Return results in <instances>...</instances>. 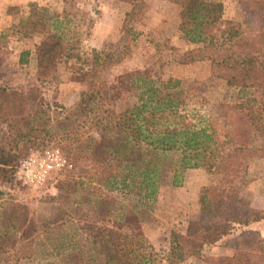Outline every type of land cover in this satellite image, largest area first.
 I'll return each instance as SVG.
<instances>
[{
	"label": "rangeland",
	"instance_id": "obj_1",
	"mask_svg": "<svg viewBox=\"0 0 264 264\" xmlns=\"http://www.w3.org/2000/svg\"><path fill=\"white\" fill-rule=\"evenodd\" d=\"M216 1L221 5L222 18L231 21L236 33H253L264 28V14L256 13L254 6L238 0ZM145 2L147 9L131 25L132 39L124 40L122 8H130L131 5L123 1L0 0V103L3 110H15L19 94L23 92L33 94L37 91L39 94L35 102L52 104V101L58 103V98H74L77 93L87 91L93 82L99 88L97 103L100 108L120 111L136 104L137 89L131 85V80L136 75L144 74L161 80H177L175 90L183 100L182 110L192 122H197L200 117L206 119L222 115L226 104L235 96L236 89L228 88L221 80L212 78L207 60L181 62L183 52L195 45L184 41L177 29L179 18L176 5L167 0ZM56 16H62L64 19H60L65 20L64 45L69 56H60L53 74L42 78L36 73L31 54L26 56L27 63L20 65L17 63L18 53L22 50L31 52L33 44L40 38L38 31L51 30L48 26ZM20 20L33 25H19ZM14 24L19 26L15 33ZM91 49L121 53V59L101 69L93 79L84 77L83 59L89 58ZM87 129L85 125L75 134H38L35 139L32 138L34 141L20 143L15 149L19 160L34 151L50 146L59 147L72 162L73 168L55 176L51 184L34 189L16 182L10 176V171L3 176L0 173V233L11 222L20 228L29 226L30 230L32 225L36 226L33 232L27 229L25 234L24 248L30 250L29 256L15 264H64L59 253H56L61 243L65 249L58 251L63 250L65 255L71 252L72 244H77L73 252L78 249L85 260L92 225L104 222L110 215L118 217L120 214L124 229L138 227L141 231L140 225L145 221L149 234L146 238L165 258L168 232H183L187 221L197 217V207H191L192 199L187 188L190 186L194 189L198 180V190L209 184L232 183L240 202L264 209V157L245 160L237 173L232 175H214L201 168L183 172L186 183L173 185L170 181L179 154L153 152L140 146L132 151L127 160L134 157L136 164L133 168L138 170L143 168L142 163L137 161L140 159L158 166L156 194L158 187L163 186V197L157 200L156 194H153L151 199L143 201L139 198L137 190L140 188L137 186L131 187L130 193L111 192L101 182L104 165L100 167L96 161L103 158L102 145L109 147L104 150L110 153L111 145L120 138L116 130H109L102 132L98 142H89V136L98 137L94 130ZM250 140L254 146L263 143L256 135H251ZM6 142L1 129L0 147L5 146ZM87 143L90 149L84 147ZM127 160L124 158L121 164ZM120 167H116L112 173H117V170L123 172ZM139 175H136V181ZM132 204H135L133 209L130 207ZM60 221L64 223L57 226ZM263 225L264 221H259L249 224L247 228L263 235ZM239 246L240 228L236 227L213 244L204 246L198 256H189L178 264H214L217 257L230 255ZM8 264L14 263L10 261Z\"/></svg>",
	"mask_w": 264,
	"mask_h": 264
},
{
	"label": "trees",
	"instance_id": "obj_2",
	"mask_svg": "<svg viewBox=\"0 0 264 264\" xmlns=\"http://www.w3.org/2000/svg\"><path fill=\"white\" fill-rule=\"evenodd\" d=\"M119 1L131 5L124 14L122 33L124 40L132 39L131 25L142 17L147 4L145 0ZM167 1L178 7L177 29L183 40L195 45L183 52L181 62L207 60L210 76L221 80L226 87L236 89L224 113L206 119L200 117L197 122H192L182 110L183 100L175 90L178 81L144 74L131 80V85L137 89L136 104L120 111L100 108L97 103L99 88L93 82L69 107L55 101L52 104L35 102L37 91L33 94L23 92L19 94L15 110L6 112L0 103V130L3 129L7 138L5 146L0 147L2 176L10 171L13 177L18 158L15 149L20 143L34 141L32 138L38 134H75L85 125L87 131L94 130L98 137L89 136V142H98L102 132L109 130H116L120 138L110 147L112 156L106 152L107 149L104 150L109 147L102 145L103 158L96 164L104 165L103 180L110 175L108 169L114 170L140 146L153 152L179 154L173 168V185L177 184V177L186 168H201L207 173L225 176L237 173L249 158L264 157V28L253 33H236L231 21L222 18L221 5L216 0ZM238 1L254 6L256 13L264 14V0ZM24 22L20 20L19 25H33ZM16 25H13V33L19 27ZM50 26L53 30L38 31L40 38L33 44L31 52L22 50L17 58L18 64H25L26 56L31 54L36 73L42 78L53 74L60 56H69L63 33L58 31L56 24L50 23ZM88 55L89 58L83 59L84 77L91 79L101 69L121 59V53L113 54L101 49H91ZM251 135L258 136L263 143L251 145ZM84 147L91 148L88 143ZM141 160H137L143 165L139 172L141 179L145 186L151 188L158 166ZM127 162L135 165L136 159L132 157ZM98 166L96 168L101 167ZM197 203V217L187 221L184 231L169 232L165 258L138 227L124 229L121 219L112 221L108 218L92 225L85 260L78 249L73 252L77 244H72L71 252L65 255V246L61 243L56 253L64 264H178L189 256H198L204 246L213 244L237 227L240 228L241 246L230 255L217 257L214 264H264V225L263 235L247 228L251 223L264 221V209L240 202L232 183L201 186ZM63 223L60 221L57 226ZM27 229L30 227L20 228L13 222L3 228L0 233V264L10 261L15 264L29 256L30 250L24 248ZM35 229L36 226L32 225L30 231Z\"/></svg>",
	"mask_w": 264,
	"mask_h": 264
},
{
	"label": "crops",
	"instance_id": "obj_3",
	"mask_svg": "<svg viewBox=\"0 0 264 264\" xmlns=\"http://www.w3.org/2000/svg\"><path fill=\"white\" fill-rule=\"evenodd\" d=\"M122 9H123L122 10L123 15L130 10V8H126L125 6ZM116 14L117 15L119 14L118 10H116ZM60 18H63V17L62 16L53 17V20L51 21V23L56 24L58 26V31L63 33L65 31L64 28H63V27H65V20H62ZM50 27H51V30H53L52 26H50ZM63 36H64V34H63ZM101 39H103V38H101ZM78 95H79V93H77V95L74 98L71 97L70 100H66V98H64L63 100H59V98H58V103H60L64 107H69L77 100ZM120 165L123 168V172H119V170H117L118 172L113 174L112 173L113 170H112V171H110V175L107 177V179L101 181V182H103L104 187L106 189L110 188L111 192H117L118 194H123V193H130V188L137 186L138 188H140V190H137V193H139V198H142L143 201H145V200L147 201L148 199H151L153 194H156V189H157V184H158L157 181H156V176L154 178V186L150 188L149 186H145L144 185V182L142 181L140 175H139L140 177H139L138 181H136V175L140 174L139 172H141L143 170V168L141 170L135 169V168H133L135 166L133 164H131L130 162H127V161H124ZM93 169H95V168H93ZM132 169L134 170V173H136V175H134V173L132 174ZM197 169L198 168H186L185 170H183L180 173V175L177 177L178 178L177 179L178 180L177 185L181 184V183H186L185 176H184V178L182 176L183 172L186 173V172H190V171H196ZM193 173H196V172H193ZM171 181H172V179H171ZM171 181H170V183H171ZM196 181L197 180H195V182ZM199 182H200V180H198V182L194 184V189L191 188L190 186H189L190 189L185 187V188L188 189V191H189L188 193H190V197L192 199V200H190L191 201L190 205H191L192 208H193V206L197 207V193H198ZM91 183L95 184V182H91ZM187 185H188V182H187ZM169 187H167V188H169ZM184 189L181 188V190H184ZM192 191H194V194H193ZM163 194H164L163 186L158 187V191H157V194H156V199L160 200L163 197ZM193 198H194V202H193ZM135 204H132L130 207L133 209ZM184 205H186V203H184ZM182 207H183V203H182ZM121 216H122V214L118 215V217H117V215H116V217H115V215H110L107 218L109 220H112V221H118L119 219H121ZM140 226H141L142 234L145 237H148L149 234H148V232L145 229L146 228L145 221H144V223H141ZM179 232H181V231H179Z\"/></svg>",
	"mask_w": 264,
	"mask_h": 264
},
{
	"label": "built area",
	"instance_id": "obj_4",
	"mask_svg": "<svg viewBox=\"0 0 264 264\" xmlns=\"http://www.w3.org/2000/svg\"><path fill=\"white\" fill-rule=\"evenodd\" d=\"M73 168L72 162L57 146L34 151L18 160L13 170V179L34 189H41L62 171Z\"/></svg>",
	"mask_w": 264,
	"mask_h": 264
}]
</instances>
